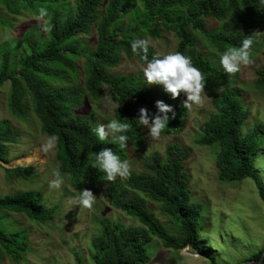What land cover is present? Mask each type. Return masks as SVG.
I'll list each match as a JSON object with an SVG mask.
<instances>
[{"label":"trees","instance_id":"1","mask_svg":"<svg viewBox=\"0 0 264 264\" xmlns=\"http://www.w3.org/2000/svg\"><path fill=\"white\" fill-rule=\"evenodd\" d=\"M0 5L15 16L24 11L39 17L38 9L44 7L49 13L45 24L51 25V31L45 30L46 36L27 31L22 43L11 41L0 47V89L8 83L10 115L23 122L32 114L43 134L58 137L55 143L60 171L70 177L76 192L108 184L106 198L111 206L141 225L102 220L101 232L91 240L92 262L150 264L152 259L146 247L152 238L163 241L167 249L189 248L207 256L199 232L203 206L192 198V178L187 167L191 150L180 143H171L143 167L145 174L131 172L128 177L109 181L93 166L95 154L110 148L128 161L127 148L101 142L92 131L96 126L94 116H83L77 111L85 106L86 100L102 109V99L109 93L115 105L113 118L129 125V140L139 151L145 146L139 110L146 108L155 114L156 102L163 101L173 109L175 119L170 120L161 135H181L190 110L183 107L181 94L173 99L164 89L148 85L141 75L115 72L124 56L147 64L132 52V41L159 40L164 32L172 33L178 43L176 52L191 57L194 66L205 75L206 85L226 81L227 74L207 58L196 37L223 53L240 46L244 38L264 33V0H0ZM210 20L219 27L211 29ZM9 25L0 18V26ZM93 36L95 43L90 40ZM11 44L17 46L16 51ZM21 46L25 53L17 66L15 57ZM2 48L5 50L1 51ZM156 55L149 45V60ZM256 74L255 86L264 91V68ZM243 90L232 87L214 96L213 112L199 127L194 144L214 150L221 180H255L264 203V186L254 171L263 148L264 127L257 125L249 134H242L250 116ZM168 115L171 117L172 113ZM19 137L20 133L9 122H0V160L10 162V146L17 144ZM0 167L8 178L27 181L35 177L30 166ZM145 199L161 204L169 225L174 227L158 220ZM55 211L36 190L0 196V262L7 258L14 263L26 261L31 251L28 233L11 230L7 214H21L44 224L54 220ZM263 254L264 248L247 262H260ZM208 258L217 264L214 257ZM77 264H84L79 255Z\"/></svg>","mask_w":264,"mask_h":264},{"label":"rangeland","instance_id":"2","mask_svg":"<svg viewBox=\"0 0 264 264\" xmlns=\"http://www.w3.org/2000/svg\"><path fill=\"white\" fill-rule=\"evenodd\" d=\"M0 18L8 21L9 26H0V47L7 42H23V35L27 31H34L46 36L45 21L27 12L15 16L9 14L0 5ZM211 29L218 28L219 24L209 21ZM253 48L251 50L252 63L241 66L235 74L226 73L220 64L223 53L211 48L201 38L196 37L198 44L207 58L228 75V80H216L205 86V95L199 105H193L187 116L185 131L178 136L160 135L152 137L148 128L144 126L145 146L137 151L128 141V162L131 172L145 174L144 166L151 163L158 153H163L171 143H180L189 148L192 156L187 163L192 178L191 191L195 202L203 206L200 218L199 232L201 234L202 249L209 257H214L217 264H246L251 256L264 248V203L260 198L255 180L249 178L242 182L223 181L220 179L219 169L215 164V153L210 148L196 147L194 142L199 127L213 112L212 100L214 96L232 87L245 89L246 108L250 109L249 118L242 127V134H249L255 126L264 127V91L255 86L257 70L264 68V33L257 32L251 35ZM95 43L96 37L90 38ZM149 45L158 56L176 52L177 39L172 33L164 32L162 39L148 40ZM10 47L16 51L17 46ZM5 49L2 48L1 51ZM25 53L23 46L15 57L18 66ZM142 65L137 60L123 57L122 64L115 70L118 73L143 75ZM156 90H162L161 85H152ZM8 83L0 89V122L7 121L20 133L17 144L10 146L9 163L0 165L4 168L32 167L34 178L21 180L8 178L5 170L0 167V196H6L20 191L36 190L41 192L47 206L55 209L54 220L44 224L32 222L24 215L9 213L6 215L7 225L13 231L25 230L31 242V251L25 260L14 263L5 259L0 264H77V255L83 258L84 264L92 262L91 240L101 232V221L111 219L126 226H141L132 218L114 209L106 198L108 184H101L99 189L91 190L97 197L91 208L79 204V193L71 186L70 177L60 171L57 161V146L49 148V138L41 131L38 119L30 114L26 121L15 120L8 111ZM111 95L106 94L102 99L104 104L100 109L86 100L85 106L77 113L83 116H94L96 125L113 120L114 103ZM181 99L186 96L181 93ZM248 111V112H249ZM128 134V133H127ZM263 148L258 155L254 171L257 180L264 186V135L261 137ZM59 173L64 183L53 187L52 181ZM147 207L154 212L162 223L170 224L169 218L161 204L148 199ZM163 224V225H164ZM170 226V225H169ZM164 227L173 234L166 225ZM173 228L172 226H170ZM174 235V234H173ZM151 257L150 264H212V261L191 249L175 251L164 247V242L152 238L146 247Z\"/></svg>","mask_w":264,"mask_h":264},{"label":"clouds","instance_id":"3","mask_svg":"<svg viewBox=\"0 0 264 264\" xmlns=\"http://www.w3.org/2000/svg\"><path fill=\"white\" fill-rule=\"evenodd\" d=\"M38 15L43 20L48 17L49 13L46 8L41 7L38 9ZM45 30L51 31V25L46 23ZM251 47L253 48V40L251 37H247L241 41L240 46L224 51L220 57L223 70L228 74H235L241 70V66L251 64L253 62ZM131 49L133 53L147 61L143 75L148 85L163 86V89L171 94L173 99L183 93L186 96L183 103L185 109H190L193 105H199L202 102L205 95V75L198 67L194 66L190 56L177 51L163 56L156 55L149 60V41L145 38L134 39ZM156 108L158 112L155 114L150 113L146 108H141L138 119L140 124L148 128L149 134L154 138L159 137L170 120L175 119V112L163 101H157ZM169 113H172L171 117L168 115ZM128 129L127 123L113 119L106 124H97L92 131L101 142H108L118 145L120 149H126L128 141H130L129 134H127ZM57 140L56 136L50 137L47 146L53 147ZM3 163L5 162L3 161ZM93 166L104 173L109 181L131 175L129 162L122 160L110 148H104L95 154ZM63 183V178L57 173L56 179L52 181V186L59 188ZM78 200L81 206L91 208L97 197L91 190L84 189L80 191Z\"/></svg>","mask_w":264,"mask_h":264},{"label":"water","instance_id":"4","mask_svg":"<svg viewBox=\"0 0 264 264\" xmlns=\"http://www.w3.org/2000/svg\"><path fill=\"white\" fill-rule=\"evenodd\" d=\"M3 164H5V163H3ZM263 262H264V254H263V257H262L260 262L250 261V262H247L246 264H263Z\"/></svg>","mask_w":264,"mask_h":264}]
</instances>
